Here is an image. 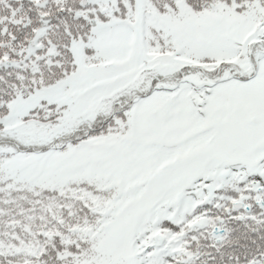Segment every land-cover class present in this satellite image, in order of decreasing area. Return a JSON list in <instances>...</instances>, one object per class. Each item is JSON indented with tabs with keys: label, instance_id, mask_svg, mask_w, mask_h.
Instances as JSON below:
<instances>
[{
	"label": "snow or ice",
	"instance_id": "6c2138e0",
	"mask_svg": "<svg viewBox=\"0 0 264 264\" xmlns=\"http://www.w3.org/2000/svg\"><path fill=\"white\" fill-rule=\"evenodd\" d=\"M0 264H264V0H0Z\"/></svg>",
	"mask_w": 264,
	"mask_h": 264
}]
</instances>
